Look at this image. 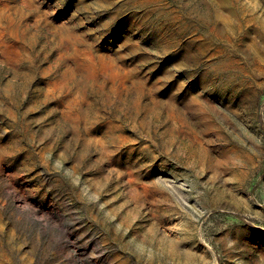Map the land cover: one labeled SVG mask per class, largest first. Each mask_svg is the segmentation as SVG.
I'll return each mask as SVG.
<instances>
[{
  "label": "rangeland",
  "instance_id": "obj_1",
  "mask_svg": "<svg viewBox=\"0 0 264 264\" xmlns=\"http://www.w3.org/2000/svg\"><path fill=\"white\" fill-rule=\"evenodd\" d=\"M0 264H264V0H0Z\"/></svg>",
  "mask_w": 264,
  "mask_h": 264
}]
</instances>
